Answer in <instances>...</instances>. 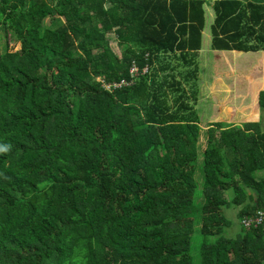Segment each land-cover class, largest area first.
<instances>
[{
	"label": "trees",
	"instance_id": "1",
	"mask_svg": "<svg viewBox=\"0 0 264 264\" xmlns=\"http://www.w3.org/2000/svg\"><path fill=\"white\" fill-rule=\"evenodd\" d=\"M201 6L0 0V264H264V119L200 127ZM213 8L211 51H264V1Z\"/></svg>",
	"mask_w": 264,
	"mask_h": 264
},
{
	"label": "crops",
	"instance_id": "2",
	"mask_svg": "<svg viewBox=\"0 0 264 264\" xmlns=\"http://www.w3.org/2000/svg\"><path fill=\"white\" fill-rule=\"evenodd\" d=\"M202 1V11H203V27L200 32V58H201V52L204 50H210V42H211V34L210 29L212 24L215 20V13H214V3L219 0H201ZM240 1L242 4H247L248 2H256V3H262L264 0H236ZM113 38V36H111ZM112 41H115L114 39ZM116 42V41H115ZM117 43V42H116ZM112 44V43H111ZM213 53H217L216 60H219L220 57H223L225 55V59L230 58L228 62L230 65V68L232 69H245L244 72L246 74V77L248 78L246 85L242 84L243 89H245L244 93L245 95H236L234 94V89H226V85H224V82L221 80V78L214 77L213 82L211 83V86H215L214 93L210 91L211 99H213L211 102L212 104V111L209 114V122H223V123H230L233 125H241L243 123H253L257 122V120L262 117L264 119V108L262 110L259 109V91L264 90V51H257V52H241V51H211ZM221 63L223 61L220 59ZM220 65H214V68L219 69L221 68ZM223 65H226L223 63ZM227 66V65H226ZM216 72H218L216 70ZM235 75V72L231 70L230 75ZM243 77H245L243 75ZM243 77H240L238 79H244ZM231 78L236 79L234 76ZM214 84V85H213ZM221 85V87L219 86ZM223 87V88H222ZM212 88V89H213ZM218 90H223L224 94H229L226 101H217L216 92H219ZM231 90V91H230ZM199 94L197 93V99L199 100ZM202 97V96H201ZM244 97V98H243ZM220 98H223L220 97ZM225 98V97H224ZM197 100V101H198ZM194 106V105H193ZM194 109L196 110L195 106ZM197 111V110H196ZM257 112L256 117L254 118V113ZM198 114V112H197ZM199 120L200 119V116ZM209 127V125H207ZM206 127V128H207ZM204 128L203 130H206Z\"/></svg>",
	"mask_w": 264,
	"mask_h": 264
},
{
	"label": "rangeland",
	"instance_id": "3",
	"mask_svg": "<svg viewBox=\"0 0 264 264\" xmlns=\"http://www.w3.org/2000/svg\"><path fill=\"white\" fill-rule=\"evenodd\" d=\"M5 38V37H4ZM3 37H0V51L3 48V45L5 44V39L6 42L8 44V48L11 51H16L19 49V44L17 42H14L12 39V37H8L4 39ZM112 47L114 48V50L118 53L119 52V47L117 45V43L115 41H112ZM219 59H221L223 61V63H225L226 65H223V63H221V61L216 60V55L215 53L208 51V50H204L201 52V58L199 60V75H198V79L196 82V86H197V91L198 94L200 92V97L199 100L195 101V103L193 104L198 112V116H200V127L202 129L206 128L209 122L208 118H209V114L212 111V103L213 102L210 96V91H214L215 86H211V83L214 80V72H215V68L214 65L216 64H222L221 68L218 69V72L221 74V80L224 82V85H226V89H234V94L236 95H245L244 91L245 89H243L242 84L246 85V82L248 81L246 74L244 72L245 69L242 70H237V69H231L229 63L225 62V58L224 57H220ZM228 60L230 58H227ZM231 70H233L235 72V75H230ZM243 75L245 77H243ZM232 76H234L236 79L231 78ZM240 77H243L244 79H238ZM214 85V84H213ZM221 87V85H219ZM213 88V89H212ZM223 88V87H222ZM196 89V88H195ZM230 90V91H231ZM219 92H216V95H218L219 97L216 96L215 99H217V101H226L227 97L229 94H224L226 92H224L223 90H218ZM209 92V93H208ZM214 93V92H213ZM202 96V97H201ZM223 98H220L222 97ZM225 97V98H224ZM244 98V97H243ZM264 114V112H263ZM208 128V127H207ZM206 128V130H207ZM237 210L238 208H227L223 210L224 215L226 216V218L231 222L230 226L226 227V236L228 238H235L237 233L239 232V223L237 221ZM196 235L194 237V240L196 241ZM197 248H198V244L195 245V248L193 249L194 251L197 252ZM192 250V253H193Z\"/></svg>",
	"mask_w": 264,
	"mask_h": 264
},
{
	"label": "built area",
	"instance_id": "4",
	"mask_svg": "<svg viewBox=\"0 0 264 264\" xmlns=\"http://www.w3.org/2000/svg\"><path fill=\"white\" fill-rule=\"evenodd\" d=\"M142 72L143 73L147 72V67H144ZM129 73L131 77H134L137 75L138 69L134 64L131 66ZM102 82H103V87L109 91H113L117 88H121L122 86H127L131 84V82H127V81H122L120 83L118 82H114V83L108 82L107 83L104 81ZM242 224L245 226L246 230H249L250 227H253V229H258V230L261 229L264 232V211H258L256 215L251 219L245 218L242 221Z\"/></svg>",
	"mask_w": 264,
	"mask_h": 264
},
{
	"label": "clouds",
	"instance_id": "5",
	"mask_svg": "<svg viewBox=\"0 0 264 264\" xmlns=\"http://www.w3.org/2000/svg\"><path fill=\"white\" fill-rule=\"evenodd\" d=\"M0 150H6V149H0Z\"/></svg>",
	"mask_w": 264,
	"mask_h": 264
}]
</instances>
